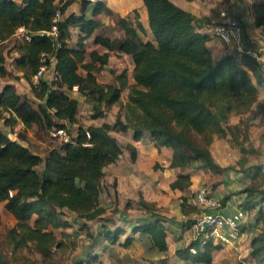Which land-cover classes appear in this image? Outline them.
<instances>
[{
  "label": "trees",
  "instance_id": "trees-1",
  "mask_svg": "<svg viewBox=\"0 0 264 264\" xmlns=\"http://www.w3.org/2000/svg\"><path fill=\"white\" fill-rule=\"evenodd\" d=\"M57 1L0 0V78H5L0 85V117L4 124L12 127L20 121L25 128L35 124L46 132L76 125L73 141L53 142L45 155L31 149L23 135L12 139L0 127V202L16 219L0 242V264H12L14 255L23 250L51 259L53 247L61 244L54 229L68 225L64 218L67 211L85 221L105 219L106 207L101 202L104 167L116 162L123 152L113 130H131L135 141L147 133L156 148L172 149L169 167H178L180 172L170 182L171 189L188 188L194 167L234 169L217 163L208 147L194 143L192 133L202 136L206 143H210L214 133L218 137L231 134V128L225 126L229 114L252 110L264 88V74L256 58L234 50L215 56L208 45L214 35L201 30L207 18L172 0H143L152 39L145 40L141 34L145 28L136 9L133 19L118 17L122 37L94 36V42L106 49L103 53L95 49L87 53L84 40L100 26L99 14H112L113 10L100 1L89 7L91 1L80 0V13L74 14L68 12L74 0H66L60 5L59 45L55 48L58 76L34 81L40 53L55 47L53 38L37 32L51 27ZM252 10L255 25L264 27V2L254 1ZM21 25L34 32L30 40L13 36ZM71 25L82 33L74 44L70 42ZM9 47L16 50L12 68L7 65ZM117 49L131 55L132 69L124 66L111 82L99 80L97 73ZM21 80L28 85L32 97L18 91L16 82ZM74 86L91 104L90 119L102 118L115 104L123 108V115L117 114L113 123L79 124V99L71 94ZM124 89L126 100L121 101ZM258 106L264 110V101H259ZM235 129L239 133L237 126ZM125 148L134 161L135 145L128 141ZM258 173L256 170L254 176ZM252 181L238 191L246 192L247 209L251 208L250 199L257 187ZM229 197L230 193L224 194L221 205ZM182 207L185 209L184 202ZM133 230L147 233L157 249L167 250V233L161 220L148 221ZM120 233L123 229L119 227L112 236L113 242ZM130 241L127 236L123 244ZM221 246L214 242L200 245L191 239L177 248L176 255L183 260L211 264L213 251ZM191 247L196 251L191 252ZM251 247L252 258L264 264V228L253 238Z\"/></svg>",
  "mask_w": 264,
  "mask_h": 264
},
{
  "label": "crops",
  "instance_id": "crops-1",
  "mask_svg": "<svg viewBox=\"0 0 264 264\" xmlns=\"http://www.w3.org/2000/svg\"><path fill=\"white\" fill-rule=\"evenodd\" d=\"M97 1L103 2L106 7L112 10H117L112 7L111 2L106 0ZM97 1H91L89 7H92ZM172 1L199 17H206L207 21L203 22L201 26L202 31L210 32L212 24L219 18V11L225 9L230 14L240 18L243 32L251 43H254V39L257 37L259 26L254 23L252 3L254 1L264 2V0ZM125 7L139 11L140 20L147 35L141 34L145 40L152 39L148 25L147 9L143 0H132ZM94 34L95 32L88 39L93 37ZM208 45L215 56L232 51L231 46L224 44L216 36H213L208 41ZM105 50L104 48L97 52L103 53ZM111 57L115 61L113 64L120 66L121 70L126 61L128 70L132 69L133 61L131 55L117 49L109 56L108 63L109 60L111 61ZM86 59H89L88 55ZM116 73H118V70ZM105 81L111 82L113 78ZM73 89L75 90L76 86ZM97 122L101 121L93 120L90 123ZM21 124L23 125V123ZM122 133H127L131 136L130 141L137 149L136 158L132 161L128 154L125 156L128 162L124 160L123 166L119 165L122 160L118 159L116 162L109 163L104 167L105 174L103 177L101 202L106 207V211L103 213L105 219L95 218L85 221L79 218L75 212L67 211L64 218L67 220L68 225L54 229L61 244L53 247L51 259H44L39 253L29 255L23 250L17 252L19 261L12 260V264H65L68 262H79L81 264H205L183 260L176 255L177 248L185 246L191 240L189 225L192 219H188L189 213L183 209L182 202L186 198V192L194 184L192 173V183L188 188L184 190L171 189L169 186L170 182L180 172L178 167H169L172 149L166 146L156 148L147 133L137 141L132 139L131 130ZM145 139L150 143L147 148L145 147ZM210 149H212L210 152L216 162H221V155L217 149L214 147ZM149 159L159 160L160 164L164 165V169L165 167L167 168L165 169L166 171L153 172L150 166L152 162L148 161ZM146 160L147 162H145ZM146 164L150 167L149 169L142 167V165L147 166ZM170 170L176 172L172 174ZM167 173H169V177ZM221 189L222 186L219 184L210 191V194L219 200L224 194L231 192L229 199L221 205L219 211L229 214L237 208H243L246 215L240 224L241 235L239 239L234 243L222 245L215 249L212 253L211 264H255L258 261L253 259L251 255L252 241L262 231L264 226L261 220H257L258 217L256 215H252V211L259 209L263 205V201H257L256 195L258 196L259 193L254 191L250 199L252 208L247 209L244 207L247 201L246 192H238L237 188H232L224 193ZM142 202L147 203L149 206L143 205ZM0 207L3 208L5 216L10 220L8 227L13 226L16 222L15 217L4 208V202H0ZM0 214V220H2L4 215ZM155 219L161 220L165 226L167 233V250L165 251L157 249L152 244L151 238L147 233L133 230L135 226ZM119 227L123 229V233H120L117 240L113 242L112 236H114L116 229ZM127 236L131 237V241L123 244Z\"/></svg>",
  "mask_w": 264,
  "mask_h": 264
},
{
  "label": "rangeland",
  "instance_id": "rangeland-1",
  "mask_svg": "<svg viewBox=\"0 0 264 264\" xmlns=\"http://www.w3.org/2000/svg\"><path fill=\"white\" fill-rule=\"evenodd\" d=\"M74 1L75 2L72 5H70V7L68 8V12L79 14L80 1L79 0H74ZM106 1L111 2L112 7L117 10H113L112 14H108L105 11H102L99 14L100 26L94 32L95 34L107 36L110 38L120 37L123 35V30L118 26L116 19L118 17H125L129 19L134 18L133 10L129 9L128 7H125L129 5L132 0H106ZM86 12L90 14L89 7H87ZM137 13L141 18V15L138 10ZM70 30H71L70 42L74 44L77 42L78 36L82 35V33L79 31V28L75 25H71ZM143 35L146 36L147 33L144 31ZM93 37L89 39L88 38L85 39L87 52L92 49H95L96 51L103 50L104 47L94 42ZM10 48L11 47L7 48V50H9V52L7 53L8 55L7 65H9L8 68H12L13 56L16 54V50L14 48L13 49ZM113 63H115V61L111 57V61L109 60V63L104 65L103 69L97 73V77L99 80L102 81L110 80L113 78L117 70L118 72H120L121 67L116 66ZM124 66L127 67V61L126 63H124ZM4 81L5 78H0V85L4 83ZM16 86L20 93L22 94L25 93L28 94L30 97H32L30 89L24 80L16 82ZM71 94L77 96V98L79 99L78 111H77L78 123L86 126L90 122H93V120H91L89 117L90 116L89 109L91 108V104L87 102L84 99V97L78 94L75 90H72ZM126 94H127V89H124L122 91L121 101L126 100ZM259 101H264V88L259 91L258 99L255 101L252 110L241 115L235 113L229 114L225 122V126L230 127L232 133L228 134L226 137H218L217 134L214 133L210 143H206L205 139L202 136L194 132L192 133V138L194 139V143L196 145L206 148L208 147L210 151L212 150L210 148L214 147L221 155V160H222L221 162L217 161V163H219L221 166H227V165L233 166L234 169L225 170V171H214L206 168L194 167L190 170L193 175L194 184L186 192L185 194L186 198L183 201L185 209L189 213V218H188L189 220L192 219L193 213L196 211V208L188 203L187 198L193 194V191L197 186H200L201 184L206 185L209 188V191H211L216 185L221 184L222 186L221 191L226 193L227 192L226 190L232 188H237V190L240 189L242 190V188L247 187L248 184L251 183V181L253 180L252 182L257 185L256 191L260 195V196L256 195L257 201L258 202L263 201V205L260 206L259 209L257 208L255 211L253 210L252 215L253 216L256 215V217H258L257 220H261L264 226V218H262V216L264 217V110L259 108L258 106ZM119 113L123 115V108L115 104L108 109V111L106 112V114H104L102 118H98L97 120L101 122L107 121L113 123L114 120L116 119L117 114ZM67 126L69 133L72 136H75L76 125L67 124ZM235 126L239 128V133L236 131ZM0 127L5 131H7L8 133H10L12 139L17 137H22L21 135H23L22 137L23 140L28 143L31 149L41 153L42 155H45L48 149L51 147V145H53V142H56L50 138L49 131L46 132L43 129H39L38 126H36L35 124H33L28 128H25L20 122H17L12 127H10V126H6L3 122V118L0 117ZM112 134L116 137L117 141L123 148L121 158H119V160H122L119 165L123 166L124 164L122 163L124 160L125 162H128L127 161L128 159L125 158V156L128 155V152L125 150L126 149L125 143L130 141L131 136L127 133L124 134L121 131H117V130L115 131L113 130ZM145 141H146L145 147L147 148V146H150V143L146 139ZM212 157L215 160L214 156ZM244 158H246L245 162H243ZM148 161L152 162L150 166L152 167L153 172L156 171L163 172L166 171L165 169H167L166 167L164 169V165H161L159 160L154 161V159H149ZM145 162H147V160ZM147 166L142 165V167L149 169L150 167ZM256 170H259L260 173L254 176ZM175 172L176 171L173 170L171 171L172 174ZM167 174L169 177V173ZM0 213L4 215L2 217V220H0V242H2L5 236V231L8 228V224L10 223V220L5 216L4 210L1 207H0ZM3 249L5 251L9 250L8 247H3ZM14 256H16V261H19L18 253H16V255Z\"/></svg>",
  "mask_w": 264,
  "mask_h": 264
},
{
  "label": "built area",
  "instance_id": "built-area-1",
  "mask_svg": "<svg viewBox=\"0 0 264 264\" xmlns=\"http://www.w3.org/2000/svg\"><path fill=\"white\" fill-rule=\"evenodd\" d=\"M22 3L24 0H14ZM66 0H58L55 12L52 18V24L49 29L39 30L40 35L53 38L54 49L49 52H41L39 55L40 64L33 75V80L37 81L41 77H47L49 80L56 79L58 70L56 68L55 48L58 42V22L61 19L60 5ZM97 1V0H89ZM210 32L219 38L224 44L231 46L232 50L238 53H246L256 58L260 62L261 72L264 74V27L258 28L257 37L254 43H251L243 32V26L240 18L230 14L227 10L219 11V18L212 24ZM34 32L25 26H19L13 36L19 37L25 41L31 39ZM89 136V132L86 131ZM49 136L53 141L69 142L73 141L68 127H56L49 131ZM188 203L196 208L193 213L192 221L189 225L190 236L192 240L199 241L200 245L208 242L220 243L222 245L234 243L241 235L240 224L246 212L243 208H237L229 214L219 211L221 202L218 198L210 194L206 185H200L188 198ZM195 252V247L190 248ZM66 264H81L79 262H68ZM260 264V263H255Z\"/></svg>",
  "mask_w": 264,
  "mask_h": 264
}]
</instances>
